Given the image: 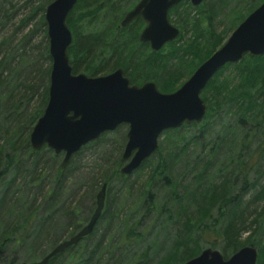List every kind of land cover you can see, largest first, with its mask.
Returning <instances> with one entry per match:
<instances>
[{
    "label": "trees",
    "instance_id": "16d2710c",
    "mask_svg": "<svg viewBox=\"0 0 264 264\" xmlns=\"http://www.w3.org/2000/svg\"><path fill=\"white\" fill-rule=\"evenodd\" d=\"M137 1L77 0L66 18L72 34L67 51L73 73L97 76L121 67L131 83L141 84L150 80L160 91L173 92L262 0H237L227 14L224 10L228 0H203L197 6L181 1L168 13L169 21L179 26V35L157 51L151 50L148 43L139 41L138 36L144 26L140 17L126 26L119 25L125 12ZM220 15H225V26L218 29L220 21L217 18ZM44 51L48 67L35 71L38 78L45 80L38 110L30 119L15 116L14 127L10 124L11 130L0 122L1 249L7 239L29 240L32 248L45 241L48 249L57 243L59 233L74 234L83 226L84 220L85 223L88 221L96 205V194L105 183L104 206L91 233L53 256L47 264H97L107 254L117 255L116 264L122 263L121 259L127 255L125 264L180 263L201 251L199 242L206 235L216 238L209 245L223 244L221 253L224 258L241 246L251 244L257 249L256 264H264V243L256 238V232L264 230V203L258 212L254 211L250 221H247L246 209L242 207V197L248 192L247 188L258 185L256 178L250 179V174L253 168H258L259 157L264 154V53L260 56L245 54L239 61L222 66L200 92L206 103L203 119L164 130L154 153L135 173L124 175L119 172L122 164L119 151L126 138L120 126L82 146L65 167L60 165L63 153H55L46 146L39 150L31 148L28 135L47 100L51 58L46 46ZM2 92L0 94L7 100L1 102V98L0 114L13 104V96ZM229 118L234 120L233 127L225 123ZM214 119L219 120L220 125ZM251 127H254L253 132L249 131ZM190 129L195 130L194 133L186 136ZM111 132L119 138V148L107 164L105 174L91 177L88 181L82 199L89 200L90 206L86 209V217L81 219L84 211L79 202L75 207H64L62 194L71 193L68 183L75 180L72 175L83 152L100 147ZM213 132H216L215 140L212 139ZM209 139H212L211 143ZM210 144L212 147L207 152L210 160L218 156L221 145H230L226 147L229 155L224 156V164L217 170L218 177L223 174L222 180L215 184L210 160L202 163L195 157L191 168L197 170L196 174L189 184L182 185L174 167L181 161L185 162L183 168L189 167L192 157L186 155L188 146H194L193 149L200 147L201 152ZM164 145L171 148L164 151ZM43 153L51 154V159L46 157L39 163ZM29 156L33 175L26 182L33 184L35 191L27 194L32 201L26 203L27 197L21 201L15 195L18 192L23 194L17 180L23 179L21 175L27 169L24 158L29 159ZM53 162L56 164L51 175L53 182L46 186L43 180L48 175L44 170L50 169ZM13 167L12 178L6 179V173ZM146 167L149 168L147 173L142 174ZM112 179L122 182L117 194L111 192ZM237 179L241 180V187L237 194H233L232 184ZM37 200L38 207L34 205ZM250 200L264 202V183ZM42 206H45V211H41L44 215L38 213ZM12 211L15 215L9 223L7 217ZM60 218L65 222H60ZM114 222L118 224V234L113 231ZM155 228L166 231L164 238L169 245H165H168L165 254L152 262L148 237ZM169 228L174 232H167ZM18 229L21 232L16 233ZM247 232V237L241 239L242 233ZM143 243L146 245L139 253L129 254L136 245ZM16 262L19 261L11 258L6 264Z\"/></svg>",
    "mask_w": 264,
    "mask_h": 264
},
{
    "label": "water",
    "instance_id": "95a60500",
    "mask_svg": "<svg viewBox=\"0 0 264 264\" xmlns=\"http://www.w3.org/2000/svg\"><path fill=\"white\" fill-rule=\"evenodd\" d=\"M181 1L197 6L203 0H138L125 12L119 25L126 26L140 17L144 26L138 39L157 51L179 35V28L169 21L168 13ZM76 2L52 0L45 6L43 17L51 58L47 100L28 135L34 150L46 146L55 153H63L61 167L82 146L124 124L126 141L119 172L133 174L154 153L164 130L203 119L206 103L200 92L222 66L239 61L245 54L264 53L262 0L173 92L160 91L150 80L131 83L121 67L97 76L73 73L67 51L72 34L66 18ZM105 192L104 183L96 194L92 214L79 230L55 244L37 261L16 264H47L53 256L91 233L101 215ZM256 259L257 250L252 245L241 246L226 258L217 249L206 247L186 261L174 264H256Z\"/></svg>",
    "mask_w": 264,
    "mask_h": 264
},
{
    "label": "rangeland",
    "instance_id": "374dc122",
    "mask_svg": "<svg viewBox=\"0 0 264 264\" xmlns=\"http://www.w3.org/2000/svg\"><path fill=\"white\" fill-rule=\"evenodd\" d=\"M48 2L49 0H0V91L9 92V94L13 96L12 97L13 104L9 109L5 108L4 110L5 112L3 114H0V122L1 123L3 122L5 125H7L8 128H10V130L12 129L11 125L13 124V127L15 125V122L13 120L15 116L20 115L21 118L25 117L26 119H30L32 113L38 110L39 107V102L43 93V84L45 80L44 78L42 79L38 78L36 76L35 71L37 69L41 70L48 67V60L45 57V51H44V46H46L48 49V38L46 35V24L43 17L44 9ZM236 2L237 0H228L226 2V7L224 10L226 14L229 12V9L235 6ZM244 5L245 4L242 3V6ZM194 14H195L194 12H191V15L195 16ZM222 15H220L217 18V20L220 21L218 29L224 28L225 26V21H224L225 15L224 16ZM171 23L179 28V26L175 22H171ZM1 98H3L2 94H0V100ZM6 100L7 97L3 98L1 102H5ZM11 118L12 120L8 124V120ZM214 121L220 125L219 120L214 119ZM226 122L227 124L229 123V126L232 127L234 126L233 119L229 118L225 120V123ZM120 127H122L120 130H123V132L126 133L127 126L123 124L120 125ZM247 127H249L250 129V126ZM217 128L218 126H215V129ZM194 131L195 130L192 129L188 130L186 136H191L194 133ZM249 131L253 132L254 127H251V130ZM121 132L122 131H120V133ZM215 135L216 132H213L212 139L214 140H215L214 137ZM160 139H161V135L159 137V140ZM228 139H232V138L228 137ZM211 140L209 139V142ZM118 141L119 138H117V136H115L111 132L106 137L104 143L100 145V147L84 151L83 154L80 156V158L77 160L72 175V178H74L75 180L71 182L72 184L68 183V187H70L71 193L68 195L63 193L62 196L65 197L63 200L64 207L69 205L75 207L79 202V206L84 211L81 219H84L86 217L87 215L86 209L88 208V206H90L89 200L82 199L84 195V190L88 187L87 186L88 181L91 180V177L105 174L104 172L106 171L107 164L111 161V159L114 158L115 152L119 148ZM125 141L126 139L124 140L122 145L125 144ZM234 144L236 143L234 142ZM221 146L222 148L219 150L220 152L218 156L214 157L212 160H210L209 156L207 155L208 148L212 147L211 144L206 145L205 150H202L201 152H200V147L193 149L194 146H188L186 150V155L192 157L190 158L191 162L188 165L189 167L187 169L183 168V163H185L184 161L179 162L174 167V172L178 175V178L181 180L182 185L189 184V182L193 180V177L196 174L197 170L195 171L193 170V168H191L192 161L195 157H197L195 160L197 161L199 160V162L202 163H206L207 160H210V167H211L210 171L212 172L211 175L214 177L213 182L215 184L219 183L223 178V174L220 173L218 177L217 170L224 164L223 163L224 156H228L230 152L226 148L229 147L230 145L226 147H224L223 145ZM164 148H165L164 151L169 150L171 146L164 145ZM233 148L235 150L238 149L237 146H233ZM122 150L123 147L120 146V151H119L120 154L122 153ZM224 150L226 151L223 154ZM50 155L51 154L49 153H43L39 163H42V159H45L46 157H49V159H51ZM24 160H26L25 162L27 165H25V167L27 169L23 172V175H21L23 179L17 180L18 182L16 181L18 186L21 187L23 194L21 192L20 193L18 192L16 193L15 197H19L21 201L23 197H27L28 201L26 203H28L29 201H32L31 197L30 196L28 197L29 195L28 193H30L31 191H35V186H32L33 184H29L26 182V180H28V178L33 175L32 173L33 168L30 170V166H31L30 156L29 159L25 157ZM257 164H258L257 165L258 168L257 169L253 168L251 170L250 179L256 178L258 185L255 188H251V189L247 188L248 192H245V195L242 197V207H245L246 209L247 221H250L252 219V217L255 215L254 211L258 212L264 203L263 201L257 203L256 201L250 200L252 194L260 188V184L264 183V154L260 155ZM55 168H56V164L54 165L53 162L50 169L46 168L47 170H44V173L48 175L45 176L43 180L46 186L48 185L50 186L52 184L53 177L51 175L54 173ZM148 169L149 168L146 167L143 170L142 174L147 173ZM255 169L256 172H254ZM136 171H134L133 173H135ZM14 172L15 169L13 167L11 172L8 171L6 173V179L12 178L11 176H13L12 174ZM241 183L242 182L240 179L234 181V185L232 184L233 189L231 190L233 194H237L239 192ZM121 184L122 182L119 179H112L110 184L112 187L111 192L117 194L120 189L119 187L122 186ZM2 187L3 186H0V193L2 191ZM38 201L39 200H37L34 203V205L35 204L37 205L36 207H38L39 204ZM25 207L26 206H24V208ZM44 209L45 206H42L38 211V213L41 211L44 212L45 211ZM42 212L41 214H43ZM14 215L15 213H13V211L10 212L9 216L7 217L9 223H11ZM59 221L65 222L61 218ZM85 221L86 220H84L83 222L85 223ZM59 224L60 223H58V225ZM113 224H114L113 231L118 234V231H116L118 228V224L115 222ZM31 230L29 231L31 232ZM59 231H61L60 228ZM15 232L16 233L21 232V229H18V231L16 230ZM167 232L173 233L174 230H171L169 228L167 229ZM165 234H166L165 230L159 231L158 229L155 228L152 231L151 235L148 237V242L150 243V248H151L150 258L152 259V262H156L160 257H162L165 254L166 247L169 245V241L164 238ZM256 234L258 235L256 236V238L260 239L261 242L264 243V230L261 229L257 231ZM71 235L59 233L57 243L67 239ZM247 235L248 232L242 233L241 239L246 238ZM215 239L216 238H212L208 235L204 236V238L199 242V245L201 246V250L206 247H212L214 249H217L221 253L222 252L221 248L223 246L222 243H218V244L215 243L214 246H212L211 244L209 245V242L213 240L216 241ZM27 241L22 242L16 239L14 240L7 239L2 249L3 253H1L0 255V258L2 256L1 258L2 262H0V264H6V262L11 258H14V260L19 261L16 263H28V262L37 261L43 254L47 253L55 244H57L55 243L51 248L47 249L46 242L43 241L39 244V246L32 248L29 246L30 245L29 240ZM146 243L136 245L133 249H131V252H129V254L133 252L139 253L144 248ZM166 244L168 245L165 246ZM246 245H251V244H246ZM116 256L117 255L112 257V255L109 256V254H107L106 256H104V259H102L97 264H103L105 262L107 263L110 262V264H116V258H117ZM127 258L128 255L123 256V258L121 259L122 263L120 264H125Z\"/></svg>",
    "mask_w": 264,
    "mask_h": 264
}]
</instances>
